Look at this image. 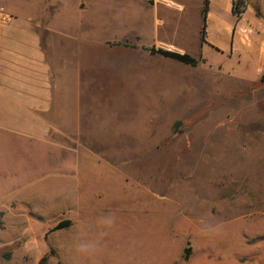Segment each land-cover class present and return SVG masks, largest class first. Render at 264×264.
Wrapping results in <instances>:
<instances>
[{
    "label": "rangeland",
    "instance_id": "374dc122",
    "mask_svg": "<svg viewBox=\"0 0 264 264\" xmlns=\"http://www.w3.org/2000/svg\"><path fill=\"white\" fill-rule=\"evenodd\" d=\"M43 1L0 0V12L11 16L7 24L0 18V26L17 14V25L35 23ZM47 1L60 10L61 63H83L82 121L74 122V141L62 136L43 151L37 148L48 138L37 148L13 136L7 147L0 145L9 186L21 182L24 190L38 180L44 189L27 197L26 210L11 212L7 226V212H0V236L8 239L0 259L247 264L251 219L264 217V83L181 63L133 65L130 44L113 40L140 33L142 43L157 42L165 25L162 13H141L136 0H87L84 13L80 0ZM55 5H49L52 14ZM70 70L77 75V67ZM107 213L115 215V225L97 229ZM81 220L93 226L89 238L107 233L99 251L84 257L72 248Z\"/></svg>",
    "mask_w": 264,
    "mask_h": 264
},
{
    "label": "crops",
    "instance_id": "0c3cea01",
    "mask_svg": "<svg viewBox=\"0 0 264 264\" xmlns=\"http://www.w3.org/2000/svg\"><path fill=\"white\" fill-rule=\"evenodd\" d=\"M83 2L86 4L84 7L81 5ZM136 2L141 5L138 8L141 13L159 16L162 13L165 25L161 26L164 31L157 42L142 43L140 33H136L134 40H113L112 43L130 44L125 48L132 54L133 65L180 63L150 52L152 48L165 49L191 55L199 61L197 70L208 68L237 81L264 83V18L257 16L252 5L238 18L233 12V0H209L206 17L203 15L205 0ZM259 2L264 11V0ZM40 3L45 5V11L43 9L35 23L31 18V23L17 25V14L10 24L0 26V145L4 147L8 146L12 136L35 148L42 143L41 139L48 138L49 141L42 143L43 148H37L41 151L46 142H59L62 136L68 143L74 141L70 134L74 132V122L82 121L79 101L83 63H69L70 59L61 63L57 40L61 39L62 33L56 23L59 7L47 0ZM50 4L55 5L53 14L49 10ZM77 8L79 13H84L89 2L80 0ZM169 15L178 21L169 19L166 22ZM204 25L205 38L202 34ZM109 42L105 40L107 46ZM71 67L78 68L77 75L72 74ZM61 147L69 149L72 145L63 144ZM58 161L57 157L55 163ZM42 162L44 164L46 160L42 159ZM49 163L53 165V158ZM55 169L59 172L58 167ZM6 170L7 163L3 162L0 165V212H7L5 226L11 212L27 209L28 196L44 194L38 180L24 190L20 187L21 182L11 183V188L3 178ZM250 228V240L244 245L247 264H264V217L251 219ZM7 242L8 239L0 236V245ZM11 261L0 259V264H12Z\"/></svg>",
    "mask_w": 264,
    "mask_h": 264
},
{
    "label": "clouds",
    "instance_id": "9594fccd",
    "mask_svg": "<svg viewBox=\"0 0 264 264\" xmlns=\"http://www.w3.org/2000/svg\"><path fill=\"white\" fill-rule=\"evenodd\" d=\"M116 223V217L112 213L100 216L96 221L97 229H111ZM86 220H81L76 225L78 236L74 239L72 245L75 255L79 257L89 256L96 253L100 249L101 241L107 234L106 231H97L95 235L89 238V232L92 229Z\"/></svg>",
    "mask_w": 264,
    "mask_h": 264
},
{
    "label": "trees",
    "instance_id": "16d2710c",
    "mask_svg": "<svg viewBox=\"0 0 264 264\" xmlns=\"http://www.w3.org/2000/svg\"><path fill=\"white\" fill-rule=\"evenodd\" d=\"M255 2V3H253ZM249 5H252L257 16L264 18V11L263 8L259 2V0H233V12L234 14L239 18L249 7ZM209 9V0H205V5L203 8V15L206 17V14ZM203 38H205L206 30L205 25L202 31ZM151 54H158L164 58L174 60L177 62H180L181 64L188 65L191 67H196L199 64V61L193 58L191 55L187 53H179L176 51H170L165 49H156L152 48L150 49ZM66 227V224L59 225V229ZM4 228V222H3V213H0V230ZM46 258H43L39 264H45Z\"/></svg>",
    "mask_w": 264,
    "mask_h": 264
},
{
    "label": "built area",
    "instance_id": "2783aa9c",
    "mask_svg": "<svg viewBox=\"0 0 264 264\" xmlns=\"http://www.w3.org/2000/svg\"><path fill=\"white\" fill-rule=\"evenodd\" d=\"M0 18L3 24H7L11 20V16L4 11L0 12Z\"/></svg>",
    "mask_w": 264,
    "mask_h": 264
},
{
    "label": "bare ground",
    "instance_id": "6f19581e",
    "mask_svg": "<svg viewBox=\"0 0 264 264\" xmlns=\"http://www.w3.org/2000/svg\"><path fill=\"white\" fill-rule=\"evenodd\" d=\"M147 134H148V133H147ZM133 233H134V232H133ZM133 233H132V234H133Z\"/></svg>",
    "mask_w": 264,
    "mask_h": 264
}]
</instances>
